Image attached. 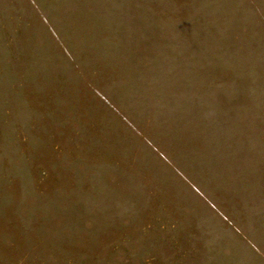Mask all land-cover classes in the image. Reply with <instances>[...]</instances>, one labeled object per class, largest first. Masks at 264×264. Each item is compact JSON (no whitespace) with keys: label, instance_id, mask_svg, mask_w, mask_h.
Masks as SVG:
<instances>
[{"label":"rangeland","instance_id":"obj_1","mask_svg":"<svg viewBox=\"0 0 264 264\" xmlns=\"http://www.w3.org/2000/svg\"><path fill=\"white\" fill-rule=\"evenodd\" d=\"M0 264H264V0H0Z\"/></svg>","mask_w":264,"mask_h":264}]
</instances>
